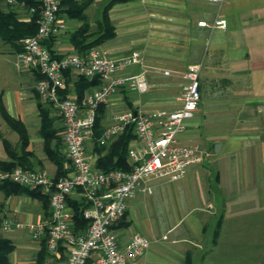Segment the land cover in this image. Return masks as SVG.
Returning <instances> with one entry per match:
<instances>
[{"label": "crops", "instance_id": "obj_1", "mask_svg": "<svg viewBox=\"0 0 264 264\" xmlns=\"http://www.w3.org/2000/svg\"><path fill=\"white\" fill-rule=\"evenodd\" d=\"M90 1L84 22L62 8L58 19L67 30L54 38V55L77 53L71 37L84 24L90 32H105L112 25L113 37L96 48L112 58L140 53V65L123 74L146 71L150 84L146 93L120 89L114 94L104 104L103 127L129 110L177 109L185 71L201 66L199 107L179 142L199 145L208 157L185 178L155 181L152 195L139 193L132 199L114 227L118 240L126 244L135 234L151 240L136 264H264V0H129L110 8L107 23L103 12L109 0ZM1 8L10 10L3 3ZM17 13L28 20L27 12ZM219 19L226 20V26L211 27ZM18 53L0 39V97L29 141L22 149L20 134L0 114V160L21 159L27 170L46 171L56 179L58 168L42 134L41 105L47 104L35 90L38 74L21 69ZM10 63L13 69L8 70ZM75 83L67 90L78 98ZM47 107L55 120L53 129L63 140L62 119L55 108ZM138 146L136 139L130 142L131 166L130 150ZM86 147L97 162L94 138ZM12 191L0 182V217L13 222L11 230L1 226L0 235L14 247L12 264H34L44 239L35 240L32 227L46 222L51 209L41 199ZM48 253L45 263L51 258Z\"/></svg>", "mask_w": 264, "mask_h": 264}, {"label": "built area", "instance_id": "obj_2", "mask_svg": "<svg viewBox=\"0 0 264 264\" xmlns=\"http://www.w3.org/2000/svg\"><path fill=\"white\" fill-rule=\"evenodd\" d=\"M0 2L14 11L27 12L28 20L37 11L36 8L27 10L18 0ZM39 3L38 31L21 41L18 65L42 76L35 81V90L41 102L55 108L62 119L63 149L70 161L71 174L57 180L46 171L16 168L1 171L0 182L39 190L49 198V219L32 227L35 240L46 239L51 258L45 264H87L91 259L94 264H136L152 242L139 234L126 244L118 240L114 227L125 217L129 202L139 193L152 195L155 181L176 182L185 178L208 157L199 145L179 142V136L186 131L187 122L199 107L201 66L193 65L185 71V87L177 109L155 113L129 110L114 115L99 143L107 145L133 124L139 146L130 150V170H96L95 157L88 153L86 144L94 136L100 106L120 89L139 94L150 89L146 71L123 74L140 65L141 55L135 52L131 56L112 58L100 48H93L83 54L55 56L45 43L67 30V25L58 19L61 0H39ZM199 25L209 26L207 22ZM225 26L226 20L219 19L211 27ZM164 74L170 75V71ZM81 77L90 80L97 77L102 85L81 100L64 95L63 91ZM76 195L84 201L83 216L89 221L83 233L76 232L74 211L69 203ZM12 225L10 219H5L2 229L11 230Z\"/></svg>", "mask_w": 264, "mask_h": 264}, {"label": "trees", "instance_id": "obj_3", "mask_svg": "<svg viewBox=\"0 0 264 264\" xmlns=\"http://www.w3.org/2000/svg\"><path fill=\"white\" fill-rule=\"evenodd\" d=\"M129 0H109L107 5L104 7V21L108 22V12L110 8L116 3L126 2ZM20 4H24L27 10L36 8V13L30 16L27 21L21 20L17 11L10 8L9 11H3L1 8L2 3L0 2V39L10 44L15 51L20 52L22 49L21 41L29 36H33L38 31V20L40 18L39 10V0H18ZM91 1H86L79 3L76 0H61V11L63 7H67L66 12L72 19L85 21V11ZM114 35V30L111 27L105 32H90L89 28L85 27V24L79 28L71 37V42L74 45L76 52L78 54H83L93 48L98 47L104 41L112 38ZM54 44V38L48 40L45 45L49 51L54 54L52 48ZM37 80L41 79L42 76L37 73ZM69 85V84H68ZM76 89L78 91L79 100L83 99L88 93L92 92L94 89L100 87L102 82L99 78L88 79L81 77L75 83ZM64 95H68V90L63 91ZM38 96V94H37ZM39 98V96H38ZM49 105V104H47ZM43 107L41 105L42 113V134L46 142V151L50 159L57 165V180L66 177L71 169L68 168V161L64 154H62V149L64 148V139L62 140L58 137L57 132L53 129L54 119L50 116L49 108ZM51 107V105H49ZM104 104H102L98 110V116L96 120V126L94 129V140H95V150L99 158L95 164V169L102 172H109L115 169L130 170L131 165L129 163V145L133 139H136L135 127L134 125H129L126 131L113 140L110 145H101L99 139L105 129L102 126V114L104 112ZM0 114L2 118L18 133L20 134V146L22 149L28 144L29 137L20 124V122L14 120L7 112L6 107L0 97ZM56 140L55 144L53 143ZM22 168L25 170L24 162L19 159L18 163L15 162H4L0 160V172L1 171H13L16 168ZM4 185L14 193H27L31 197L41 199L50 208L49 198L43 196L39 190H32L12 182H4ZM70 206L74 211V221L76 225V232L83 233L89 226V221L83 216V211L86 205L83 200H69ZM3 220L0 217V228L2 226ZM14 247L12 243L0 235V264H12L10 262L9 255L13 252ZM48 246L46 239L43 240V247L40 251L34 264H45L46 256H48Z\"/></svg>", "mask_w": 264, "mask_h": 264}, {"label": "rangeland", "instance_id": "obj_4", "mask_svg": "<svg viewBox=\"0 0 264 264\" xmlns=\"http://www.w3.org/2000/svg\"><path fill=\"white\" fill-rule=\"evenodd\" d=\"M14 60V59H13ZM12 66H13V64L12 63H10L9 65H8V70H11V69H13L12 68ZM14 69L16 70V68L14 67Z\"/></svg>", "mask_w": 264, "mask_h": 264}]
</instances>
